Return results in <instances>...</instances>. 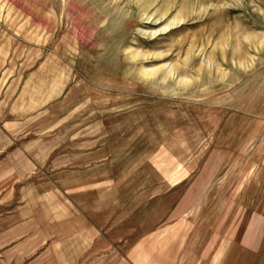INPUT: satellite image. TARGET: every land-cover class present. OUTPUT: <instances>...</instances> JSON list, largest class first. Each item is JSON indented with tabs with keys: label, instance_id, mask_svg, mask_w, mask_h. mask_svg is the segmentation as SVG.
<instances>
[{
	"label": "rangeland",
	"instance_id": "rangeland-1",
	"mask_svg": "<svg viewBox=\"0 0 264 264\" xmlns=\"http://www.w3.org/2000/svg\"><path fill=\"white\" fill-rule=\"evenodd\" d=\"M212 242L264 264V0H0V264Z\"/></svg>",
	"mask_w": 264,
	"mask_h": 264
},
{
	"label": "crops",
	"instance_id": "crops-1",
	"mask_svg": "<svg viewBox=\"0 0 264 264\" xmlns=\"http://www.w3.org/2000/svg\"><path fill=\"white\" fill-rule=\"evenodd\" d=\"M200 175V174H199ZM197 181H198V179H197ZM200 188V187H199ZM201 189H202V196L204 195V186L203 185H201ZM202 199V198H201ZM177 203V202H176ZM175 203V204H176ZM180 215H182V214H180ZM183 216V215H182ZM182 216H172V213H171V211L166 215V218L165 219H168V220H166V222H172V221H176L177 219H179V220H181V218H182ZM178 221V220H177ZM90 226V233H88V232H86L85 230H84V233L81 235V237H84V243L86 242V240L89 238V240H88V242H86V244L84 245V247H86L90 242H91V240H92V238H93V234H92V232H91V224H89ZM153 228H151V229H149V230H151L150 232H152V233H154L156 230H155V228L152 230ZM168 229H165V230H163L162 232H166ZM95 233V232H94ZM152 233H146L145 235H143L142 237H140L139 238V240L138 241H140V240H142L143 238L144 239H146L145 238V236L148 234V235H151ZM158 233V231L156 232V233H154V234H157ZM151 235V237H154L155 235ZM94 236H95V234H94ZM102 236V235H101ZM171 236V234H169V236H167L166 238H169ZM150 237V238H151ZM143 239V240H144ZM138 241H136V242H138ZM135 242V243H136ZM165 244H166V240H165ZM210 244V243H209ZM213 242L211 243V250H210V255H209V251H207V254H206V256H209L210 257V259H209V261H206V262H204V261H202L201 262V264H226V261H227V259L229 258V256H230V251H229V248L227 249V248H224L223 246V248H220V247H216V248H213ZM181 247V244H179V246H178V248H180ZM167 249H169V248H167ZM170 256V255H169ZM199 262H200V259H199ZM172 263H174V259L172 260V256H171V259H169V257H168V259H167V261H166V263L165 264H172ZM197 264H199L198 262H196ZM195 263V264H196Z\"/></svg>",
	"mask_w": 264,
	"mask_h": 264
}]
</instances>
